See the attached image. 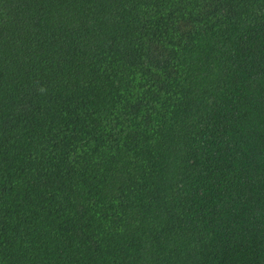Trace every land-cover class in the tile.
<instances>
[{
	"label": "trees",
	"instance_id": "obj_1",
	"mask_svg": "<svg viewBox=\"0 0 264 264\" xmlns=\"http://www.w3.org/2000/svg\"><path fill=\"white\" fill-rule=\"evenodd\" d=\"M0 264H264V0H0Z\"/></svg>",
	"mask_w": 264,
	"mask_h": 264
}]
</instances>
